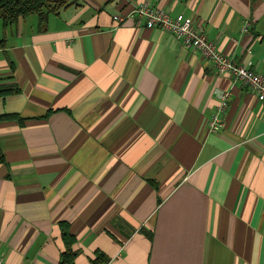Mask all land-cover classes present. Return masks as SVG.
Wrapping results in <instances>:
<instances>
[{"label": "crops", "instance_id": "obj_1", "mask_svg": "<svg viewBox=\"0 0 264 264\" xmlns=\"http://www.w3.org/2000/svg\"><path fill=\"white\" fill-rule=\"evenodd\" d=\"M183 14L264 75V0H78L0 19V257L60 264H264V104L143 19ZM247 31H243L246 22ZM225 126L209 131L218 93Z\"/></svg>", "mask_w": 264, "mask_h": 264}, {"label": "built area", "instance_id": "obj_2", "mask_svg": "<svg viewBox=\"0 0 264 264\" xmlns=\"http://www.w3.org/2000/svg\"><path fill=\"white\" fill-rule=\"evenodd\" d=\"M143 19L146 27H159L172 33L175 38L182 40L185 47L198 50L201 55L210 61L219 74L230 75L235 83L247 86L264 104V75L257 73L247 64L239 63L229 55L223 53L218 45L209 39L203 31L195 27L192 21L183 14L172 16L170 13L150 6L148 3L136 5L128 15H116L117 23H123L127 19ZM250 22L247 21L243 31H247ZM229 93H218L217 111L208 120L209 131H218L225 126L221 114L229 103ZM0 264H5L0 257Z\"/></svg>", "mask_w": 264, "mask_h": 264}, {"label": "trees", "instance_id": "obj_3", "mask_svg": "<svg viewBox=\"0 0 264 264\" xmlns=\"http://www.w3.org/2000/svg\"><path fill=\"white\" fill-rule=\"evenodd\" d=\"M78 0H0V19L4 28L16 24L20 17L32 14L39 16L40 25L43 26L50 14H58L61 10L76 4ZM17 89L13 87H0V96H5ZM62 237L66 250L62 254L60 264H74L77 252L72 249L75 243L66 226H63Z\"/></svg>", "mask_w": 264, "mask_h": 264}]
</instances>
